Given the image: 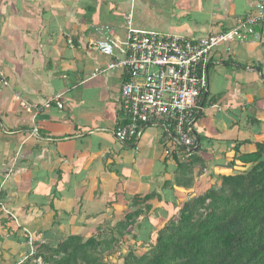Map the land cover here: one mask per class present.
I'll list each match as a JSON object with an SVG mask.
<instances>
[{"label": "crops", "instance_id": "obj_1", "mask_svg": "<svg viewBox=\"0 0 264 264\" xmlns=\"http://www.w3.org/2000/svg\"><path fill=\"white\" fill-rule=\"evenodd\" d=\"M256 1L0 0L1 208L32 240L41 232L42 242L56 243L113 227L136 194L158 192L153 211L171 202L172 193L180 201L199 193L212 183L210 173L239 169L238 161L227 165L235 146L247 154L264 143V23L261 40L221 44L208 56L205 105L193 124L205 167H194L190 188L173 186L175 163L166 153L171 140L161 126H145L126 145L115 139L121 78L116 71L91 77L107 58L89 43L96 23L119 21L133 4L136 28L199 37L230 29ZM58 93L61 108L55 102L43 107ZM21 249L18 244L8 252L0 242V264H15Z\"/></svg>", "mask_w": 264, "mask_h": 264}, {"label": "trees", "instance_id": "obj_2", "mask_svg": "<svg viewBox=\"0 0 264 264\" xmlns=\"http://www.w3.org/2000/svg\"><path fill=\"white\" fill-rule=\"evenodd\" d=\"M165 136L170 138L166 133ZM235 152L233 161L227 163L231 167L239 162L236 165L239 169L234 173H210L208 179H213L212 183L181 200L175 206V213L161 227L149 232L146 239L132 234V238L141 239L143 251L140 254L130 246L120 252V238L125 240L138 217L151 211L152 200L161 199L155 190L142 196L134 195L131 210L113 227L98 228V232L85 236L68 235L56 243L42 242L41 232H36L31 234L32 245L27 244L28 231L1 208L2 190L0 211L4 214L0 216V242L8 252L14 245L22 246L18 254L20 260L15 264H105L103 255L121 264H264V143H258L256 150L247 154H238L235 146ZM183 154L184 151L177 148L167 157L175 163L173 186L190 188L194 167L201 172L205 161L200 148L187 157L181 156ZM169 184L165 182L162 186ZM194 185L199 187L200 183ZM181 197L172 193L166 199L175 203ZM147 222L143 226L150 230L152 227ZM4 234L10 239H4ZM31 248L34 252L30 255Z\"/></svg>", "mask_w": 264, "mask_h": 264}, {"label": "built area", "instance_id": "obj_3", "mask_svg": "<svg viewBox=\"0 0 264 264\" xmlns=\"http://www.w3.org/2000/svg\"><path fill=\"white\" fill-rule=\"evenodd\" d=\"M262 23L264 0H257L253 10L238 18L230 29L199 37L138 29L133 25L132 9L117 24L95 26L96 38L89 43L90 48L107 61L94 67L90 75L116 71L121 78L115 139L119 143L137 140L145 126L155 124L170 137L166 153L181 148L185 153L181 156L187 157L195 146L193 124L205 105L210 52L221 44L261 40ZM67 45L73 47L71 38ZM51 102L61 108L62 94H55L42 105L47 107ZM12 170L13 164L6 166L4 177ZM31 238L29 235L28 245L33 243Z\"/></svg>", "mask_w": 264, "mask_h": 264}, {"label": "rangeland", "instance_id": "obj_4", "mask_svg": "<svg viewBox=\"0 0 264 264\" xmlns=\"http://www.w3.org/2000/svg\"><path fill=\"white\" fill-rule=\"evenodd\" d=\"M131 9H132V21H133V25L134 24L136 25V23L137 24H140V22L138 21V18H137V11H136V8H135V5L134 4L131 7ZM123 15L121 16L120 20L117 21V22H115V23H104L102 21V22H98L100 24L96 23V25H94V27L97 26V25H102V24H117L118 22H121ZM91 28H93V26ZM90 37H93L94 38L95 36L91 34ZM213 147H214V145H213ZM206 187H208V186L205 185L204 188H203V190ZM151 191L152 190H150V192ZM160 191H161V189H160ZM153 201H155V200H153ZM179 202H180V200H178L175 203L173 201H171V202L167 203L166 205H162V202H159L158 205H154L153 206L154 207V210L153 211H150L149 213H146L144 215L139 216L138 219L136 220L135 224H133L132 227H131V230H132L131 234L125 236V240H123V238H120V241H121L120 242L121 244L119 245L120 246V248H119L120 252L122 251V249H125L127 246H130V247H133L134 250H136V253L137 254H140L143 251V248L140 246V243H141L140 240L141 239H134V238H132V234L135 235L136 237H143L144 239H146V236H147V234L149 232L155 230L158 227H161L164 224V222L169 218V216H171V215H173L175 213V206ZM146 220H148L149 222H147ZM145 222H147L148 225L150 227H152L150 230H147L146 227L143 226V224ZM105 224L106 223H104L102 225H105ZM112 225L114 226L115 223L113 222V223L110 224V226H112ZM137 225H140V227H137ZM91 232H94L95 233V232H98V230L96 231V229H94ZM99 232H102V231L99 230ZM83 233H85V232H83ZM32 250L34 252V248ZM20 257L21 256H16V259H20ZM38 261H40V259H38ZM102 261L105 264H121V261L119 262L117 259H114L113 257H111V258L110 257L109 258L108 257H105V255L102 256Z\"/></svg>", "mask_w": 264, "mask_h": 264}, {"label": "water", "instance_id": "obj_5", "mask_svg": "<svg viewBox=\"0 0 264 264\" xmlns=\"http://www.w3.org/2000/svg\"><path fill=\"white\" fill-rule=\"evenodd\" d=\"M205 92H204V97H205ZM171 136L174 137V135H171ZM194 136H195V146H194V148L189 150L190 152H196L198 150V148H199V138H198V136L196 134ZM122 143L124 145H126V143H124V142H122ZM131 146H133V145H131Z\"/></svg>", "mask_w": 264, "mask_h": 264}]
</instances>
